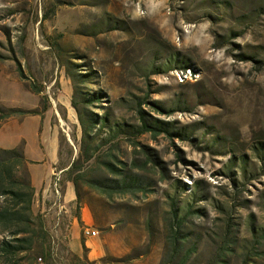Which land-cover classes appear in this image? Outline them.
Segmentation results:
<instances>
[{"label": "rangeland", "instance_id": "374dc122", "mask_svg": "<svg viewBox=\"0 0 264 264\" xmlns=\"http://www.w3.org/2000/svg\"><path fill=\"white\" fill-rule=\"evenodd\" d=\"M70 72L91 78L75 83ZM77 84L101 94L89 105L100 117L138 127L142 109L170 132H193L124 134L112 148L128 168L150 158L135 169L147 190L107 197L80 184L93 228L108 227L95 264H161L173 207L185 213L182 254L196 249L184 264H264V0H0V103L33 110L1 124L0 147L24 141L33 184L48 190L36 206L51 254L39 264H71L82 205L68 201L75 186L62 168L81 152ZM227 234L235 242L224 253Z\"/></svg>", "mask_w": 264, "mask_h": 264}, {"label": "trees", "instance_id": "16d2710c", "mask_svg": "<svg viewBox=\"0 0 264 264\" xmlns=\"http://www.w3.org/2000/svg\"><path fill=\"white\" fill-rule=\"evenodd\" d=\"M68 61L70 62V60ZM70 74L75 83L91 78L88 73L70 72ZM75 87L72 105L78 113L83 130L81 152L69 167L68 164L62 168V172L66 173L67 179L73 182L75 186L76 197L74 200L77 206H83L84 204L81 203L84 200L79 190L82 182H87L90 187L98 189L101 194L107 197H113L116 193L134 195L139 191L147 190V182L142 174L135 171V169L146 168L150 158L145 157L142 164L134 160L132 166L128 168L127 163L118 159L112 151L113 147L121 143L124 134L133 138L146 132H153V135L156 136L159 132L165 130L170 135L182 137L193 135V132H189L185 127L170 132V127L165 126V124L147 119L142 109H139L142 124L138 127L133 125L128 127L124 123L113 122L107 116L100 117L91 111L89 105L95 99L100 98L101 94L98 92L93 94L84 92L80 90L78 84ZM76 97H78V100ZM32 112L33 110L17 106H5L0 103V127L4 121L12 117L19 114L27 116ZM97 126V132L108 130L106 138L100 139L101 136L97 132L94 133ZM99 140L101 141L98 142ZM23 143L24 141L15 148L0 147V264H39L36 262L38 254L41 253L46 258L51 254V247L49 246L50 233L46 216L36 206L37 191L30 172V160L25 155ZM62 144L60 141L59 146L61 147ZM256 150L261 154L258 156H264L263 143H260ZM59 154L62 155L61 151ZM241 158V167L245 170L246 158L244 156ZM83 161L86 164L81 168ZM234 163L235 160H232V164ZM86 165L87 167L97 165L102 173L88 176L87 172L83 170ZM66 167L68 168L65 169ZM64 179V177L60 179L62 192H64ZM85 201L94 213L91 200ZM171 212L174 220L167 235V258L161 264H184L192 258L196 249L190 247L182 254L186 240L182 233L185 213L179 214L180 211L175 207ZM74 216L80 217V213L78 212ZM94 216L96 220V214ZM100 229L107 230L108 227L103 225ZM225 238L222 250L224 253L225 251H232L231 245L235 242L229 234ZM223 255L219 253L216 259ZM70 262L71 264H95L93 261L82 258L75 253H72Z\"/></svg>", "mask_w": 264, "mask_h": 264}, {"label": "crops", "instance_id": "0c3cea01", "mask_svg": "<svg viewBox=\"0 0 264 264\" xmlns=\"http://www.w3.org/2000/svg\"><path fill=\"white\" fill-rule=\"evenodd\" d=\"M59 148L60 146L58 144V162L61 158L59 154L60 152ZM47 191H48L47 189H43L39 193L37 192V196L42 195L45 197ZM75 197H76L75 192L72 190L71 196L70 198H68V201L69 202L74 201ZM94 222H95L94 213L90 205L86 203L81 208L80 217L75 216L73 218L71 223L70 236H69V246L72 253H75L82 258H87L90 261H95L98 258H101L104 254V246H103L104 240L101 232L103 231V229H99L101 231H99V235L97 236H90L84 233V230L87 227L93 228Z\"/></svg>", "mask_w": 264, "mask_h": 264}, {"label": "built area", "instance_id": "2783aa9c", "mask_svg": "<svg viewBox=\"0 0 264 264\" xmlns=\"http://www.w3.org/2000/svg\"><path fill=\"white\" fill-rule=\"evenodd\" d=\"M58 191V189H57ZM84 233L86 235H90V236H97L99 235V230L96 229V228H90V227H87L85 230H84ZM40 260H42V257L39 258Z\"/></svg>", "mask_w": 264, "mask_h": 264}, {"label": "bare ground", "instance_id": "6f19581e", "mask_svg": "<svg viewBox=\"0 0 264 264\" xmlns=\"http://www.w3.org/2000/svg\"><path fill=\"white\" fill-rule=\"evenodd\" d=\"M190 70V69H189ZM188 71V70H187ZM184 73H186V72H184ZM193 73V72H192ZM192 75V74H191Z\"/></svg>", "mask_w": 264, "mask_h": 264}]
</instances>
